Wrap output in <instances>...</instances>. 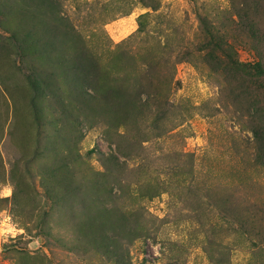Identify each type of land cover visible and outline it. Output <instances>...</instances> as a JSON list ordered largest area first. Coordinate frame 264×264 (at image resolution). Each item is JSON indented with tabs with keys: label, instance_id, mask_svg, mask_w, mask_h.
Wrapping results in <instances>:
<instances>
[{
	"label": "rangeland",
	"instance_id": "rangeland-1",
	"mask_svg": "<svg viewBox=\"0 0 264 264\" xmlns=\"http://www.w3.org/2000/svg\"><path fill=\"white\" fill-rule=\"evenodd\" d=\"M263 19L0 0V264H264L263 151L225 69Z\"/></svg>",
	"mask_w": 264,
	"mask_h": 264
},
{
	"label": "trees",
	"instance_id": "trees-1",
	"mask_svg": "<svg viewBox=\"0 0 264 264\" xmlns=\"http://www.w3.org/2000/svg\"><path fill=\"white\" fill-rule=\"evenodd\" d=\"M250 29V37L255 44L251 48L256 54V60L244 64L231 58L225 69L233 73L235 80L239 79L245 88L242 91L235 89L236 100L244 102L243 110L252 124L251 138L263 151L264 157V22L259 26L250 20ZM230 54L236 57L234 52Z\"/></svg>",
	"mask_w": 264,
	"mask_h": 264
}]
</instances>
